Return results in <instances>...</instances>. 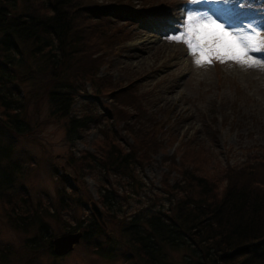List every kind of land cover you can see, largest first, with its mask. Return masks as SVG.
I'll list each match as a JSON object with an SVG mask.
<instances>
[{"label": "trees", "instance_id": "obj_1", "mask_svg": "<svg viewBox=\"0 0 264 264\" xmlns=\"http://www.w3.org/2000/svg\"><path fill=\"white\" fill-rule=\"evenodd\" d=\"M166 1L0 0V205L13 227L36 230L26 235L23 254L16 256L21 264H41V252L57 256L43 216L58 221L69 204L64 201L67 191L59 189L49 212L50 205L33 203L15 185V175L22 170L15 145L31 131L29 106L38 114L44 102L50 114L63 119L68 136L80 137L106 115L96 108L104 94L115 101L118 118L132 121L123 125L128 137L103 126L93 150L76 157L84 171L109 181V186L98 188L106 224L92 211L71 224L83 231L81 242L89 251L123 264H264V153L255 151L220 166L194 138L179 140L169 152L164 146L165 135L170 140L167 122L145 115L130 82L99 73L103 55L116 53L132 37L126 24L108 30L112 18L130 22L158 16L169 9ZM80 98L85 100L76 108ZM160 151L165 167L156 188L161 196L155 193L144 206L118 216V201L108 199V191L126 190L130 183L138 193V171ZM57 175L66 180L64 172ZM70 188L77 193L70 195V205L83 206L81 192ZM123 196L128 203L127 193ZM15 251L0 238V264H9Z\"/></svg>", "mask_w": 264, "mask_h": 264}, {"label": "rangeland", "instance_id": "obj_2", "mask_svg": "<svg viewBox=\"0 0 264 264\" xmlns=\"http://www.w3.org/2000/svg\"><path fill=\"white\" fill-rule=\"evenodd\" d=\"M135 1L140 4V0ZM166 3L169 9L158 16L150 14L130 22L126 18H112L108 30L126 24L132 37L116 53L110 50L103 55L105 61L99 73L109 74L120 83L130 82L146 110L145 115L167 122L164 129L170 140L165 135L164 146L169 152L179 140L194 138L209 148L213 162L220 166L226 160L236 163L255 151L264 153V67L241 66L227 58L224 63L213 58L211 63L197 66L194 62L197 57L190 54L187 46L170 39L182 31L189 13L212 15L226 31L264 32V0H194L191 3L189 0H167ZM253 59L264 61V51L250 52L249 63ZM131 92L132 89L128 93ZM83 100L78 99L74 106L81 108L82 104H79ZM96 102V108L106 115L80 137L68 136L63 119L50 114L44 102H40L38 114L33 113L34 105H30L31 131L15 145L14 156L20 157L22 164V170L15 175V185L22 189L23 195L28 194L33 203L40 201L42 207L50 205L49 212H52L51 202L57 203L59 189L67 191L64 201L69 204L61 210L59 220L48 214L43 216L50 224L52 235L75 230L71 224L75 225L79 218H86L92 211L90 200L99 204L103 215L106 212L98 190L106 179L84 171L81 158L76 157L85 149L93 150L95 142L102 136L103 126L108 125L122 137H128L123 125L132 119L118 118L112 108L115 101L107 94L101 95ZM122 141L127 144L124 138ZM162 154L158 152L153 162L138 171L141 182L138 193L133 191L130 183L126 190L120 187L117 191H108L107 198L118 201V216L144 206L155 193L161 196L156 187L165 167L160 164ZM61 171L66 174V182L57 175ZM108 183L107 180L109 186ZM63 185L65 189L60 188ZM72 186L85 199L83 206L76 209L73 203L70 205V195L77 194L70 188ZM114 192H117L115 196ZM123 193H127L128 203L124 201ZM35 231L28 228L23 232L13 227L0 205V238L10 242L16 250L9 264H21L16 256L23 254L26 235ZM114 232L118 233L117 228ZM37 254L41 264H123L121 260L111 261L89 251L81 240L64 255Z\"/></svg>", "mask_w": 264, "mask_h": 264}, {"label": "snow or ice", "instance_id": "obj_3", "mask_svg": "<svg viewBox=\"0 0 264 264\" xmlns=\"http://www.w3.org/2000/svg\"><path fill=\"white\" fill-rule=\"evenodd\" d=\"M194 2V0H189ZM178 43H184L195 59L197 66L211 63L213 58L221 63L225 58L247 67H264V61L253 59L250 63L248 54L252 51H264V32L253 34L243 30L226 31L212 15H186L182 31L170 37Z\"/></svg>", "mask_w": 264, "mask_h": 264}, {"label": "water", "instance_id": "obj_4", "mask_svg": "<svg viewBox=\"0 0 264 264\" xmlns=\"http://www.w3.org/2000/svg\"><path fill=\"white\" fill-rule=\"evenodd\" d=\"M90 208L92 212L97 216L101 224L105 225V221L103 219V211L99 204L94 200H90ZM83 235V231L81 229L75 230H63L58 234L52 236L51 246L52 250L56 255H64L71 251L75 244L79 243L81 237Z\"/></svg>", "mask_w": 264, "mask_h": 264}]
</instances>
